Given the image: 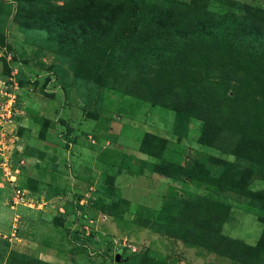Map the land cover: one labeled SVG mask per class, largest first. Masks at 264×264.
<instances>
[{"label":"rangeland","instance_id":"rangeland-1","mask_svg":"<svg viewBox=\"0 0 264 264\" xmlns=\"http://www.w3.org/2000/svg\"><path fill=\"white\" fill-rule=\"evenodd\" d=\"M41 2L0 0V129L36 200L0 168V264H264V0Z\"/></svg>","mask_w":264,"mask_h":264},{"label":"built area","instance_id":"built-area-1","mask_svg":"<svg viewBox=\"0 0 264 264\" xmlns=\"http://www.w3.org/2000/svg\"><path fill=\"white\" fill-rule=\"evenodd\" d=\"M10 104V103H9ZM12 105V103H11ZM17 112L14 108L10 107L9 110L6 111V117L9 121H5L0 116V119L3 122H10L14 116H16ZM6 131L1 128L0 129V168L2 169L3 175L7 179V181L12 185V196H11V204L13 206L24 205L32 207L35 203V198H31L25 193L24 189H21L18 184H16V176L18 172V168L13 164V160L11 159L10 154L8 155V151L10 152V146L12 143V139L6 136ZM14 185V187H13Z\"/></svg>","mask_w":264,"mask_h":264},{"label":"trees","instance_id":"trees-1","mask_svg":"<svg viewBox=\"0 0 264 264\" xmlns=\"http://www.w3.org/2000/svg\"><path fill=\"white\" fill-rule=\"evenodd\" d=\"M127 2H128V4L130 5V13H128L127 15H126V19L127 20H129V18H130V16L131 17H137L138 15H139V6H138V4L140 3V0H126ZM125 0H124V2L125 3H127ZM15 2H17L18 4H23L24 3V0H15ZM45 2H47V0H42V2H41V4L42 3H45ZM39 14L40 13H38L37 14V16L35 15V17L36 18H38L39 17ZM54 15H56V16H58V14L57 13H53ZM29 16H30V11H29ZM44 18V17H43ZM42 19V18H41ZM53 19H55V16H54V18ZM134 26H136L138 29H139V27H138V25L136 24V25H134ZM219 28V27H218ZM224 28V27H223ZM223 28H221V29H223ZM123 34L122 36H124V35H126V34H129V35H131L133 32H131L130 30H125V31H121L120 32V34ZM1 36V35H0ZM216 232V231H215ZM214 232V233H215ZM217 232H216V236H217ZM215 241V240H214ZM256 249V248H255ZM255 249H253L252 248V251H254ZM255 256V255H254ZM249 264H254V262H251V263H249Z\"/></svg>","mask_w":264,"mask_h":264},{"label":"crops","instance_id":"crops-1","mask_svg":"<svg viewBox=\"0 0 264 264\" xmlns=\"http://www.w3.org/2000/svg\"><path fill=\"white\" fill-rule=\"evenodd\" d=\"M7 237H9V235H6ZM9 244H10V248L13 250H16L18 252H25V248H28L29 245H27V243L25 242V239L19 237V236H13V237H9ZM32 246V245H30ZM32 250V249H31Z\"/></svg>","mask_w":264,"mask_h":264}]
</instances>
